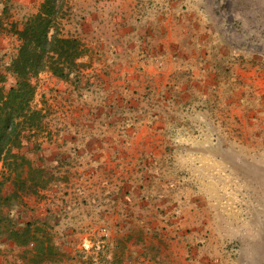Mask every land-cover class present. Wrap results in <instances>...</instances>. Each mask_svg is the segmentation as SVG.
<instances>
[{
  "label": "rangeland",
  "instance_id": "374dc122",
  "mask_svg": "<svg viewBox=\"0 0 264 264\" xmlns=\"http://www.w3.org/2000/svg\"><path fill=\"white\" fill-rule=\"evenodd\" d=\"M44 1L0 0V36L10 44L0 55L5 93L17 80L11 64L18 31ZM60 16L62 33L84 44L83 56L67 78L49 69L32 77L43 127L24 132L14 148L19 157L0 159V264H79L120 251L140 264H264V0H66ZM138 16L151 39L183 36V55L191 57L152 91L137 85L138 72L118 67L131 61ZM81 91L104 110L102 129L121 119L161 126L158 110L169 114L168 125L145 133L131 154L122 142L136 134H123L120 125L116 156L94 167L82 163L67 144L75 120L68 111L79 104L70 95ZM111 92L126 94L114 117L107 112ZM84 165V172L97 169L86 190L100 187L110 207L99 219L113 224L97 231L59 222L68 213L57 194L68 192L70 176ZM84 235L101 244L87 248ZM112 237L116 247L108 244Z\"/></svg>",
  "mask_w": 264,
  "mask_h": 264
},
{
  "label": "crops",
  "instance_id": "0c3cea01",
  "mask_svg": "<svg viewBox=\"0 0 264 264\" xmlns=\"http://www.w3.org/2000/svg\"><path fill=\"white\" fill-rule=\"evenodd\" d=\"M131 16L132 15L128 14V12H121L120 14H118V17L122 21L126 22L130 21L128 19H131ZM136 22H140V24H138V26H140V29H138V31L135 33H132L131 30L130 33V37L133 39V46H131L129 51L132 55L131 61H126V63L124 64L121 62L120 64H118V67H120L121 69H129L130 72H138L136 79L140 78L141 82L137 85L141 88L148 87L149 91L156 90L157 87L163 88L168 83L170 74L178 68H183V63L185 62V60H189L191 58L190 55H186V57H184L183 55L185 52V46L183 45L185 39L181 35L180 38L178 37V35H176L174 38L162 37L163 34L161 35V33L159 35H153L154 39H151V33H148L150 32L149 28L148 26H145L146 20L138 16L136 17ZM0 41L1 55L2 53H6L8 51V47L10 46V44L8 43L7 39L1 36ZM134 41L136 43H134ZM150 41L153 42L149 43ZM85 57L87 58L88 56L86 55ZM7 65H9V63H7ZM192 69L195 73L196 68L192 66ZM3 71L4 70H2V72ZM124 75L125 74H123V77H125ZM126 79H128V81H132L133 83H135L136 80H132L133 77L129 74L126 76ZM1 84L2 83H0V85ZM135 85L136 84H133L132 86L134 87ZM182 86L183 92H187V85L184 83ZM88 93L89 92L81 91L80 94L76 93L75 96L70 95L71 100H78L79 104L78 107L70 106V111H68L69 117L75 119L68 124V149L70 150L71 155L75 156L76 154V156L81 157L82 163L83 159H87V161L90 162V165L94 167L95 165L100 163L102 159H106L109 162L112 157H115L116 153H118L119 149L121 148V145L119 143L120 141H116L118 134H122L120 125H124V127H126L123 134L126 135L128 132L130 134H132V132L136 134L133 138L134 141L128 143L122 142V145L124 144V148L128 149V152L130 154L134 149V146L136 144H140V142L143 140V136L145 133L148 134L150 131H152V133L162 132L164 130V127H167L168 125L167 117L169 114L167 112L158 110L154 112V117L160 119L161 126H158L157 124L149 126L142 121L140 123H137L136 126L133 127L131 125H128V122L126 120L122 121L121 119V122H118L119 125L110 124L112 127H109L108 130L106 127L102 129L100 127V120L98 119H103L105 112L101 108L95 107L96 104H94V99L90 97V94ZM111 93L112 94L110 95L108 93L106 94V97H108L112 105L108 106L107 112H109L108 115L114 117L117 112H120L118 108L119 103L117 102L122 101V97H125L126 94L123 93L125 94L124 96L122 95V93ZM94 97L98 99L101 97V95L97 94ZM89 100L93 101L94 103L90 104ZM96 103H99V100H96ZM90 115H92V118H95L93 122H91V120H87ZM149 142L150 141H146V145L149 144ZM127 144L130 147H128ZM156 145L157 144H155V147ZM118 157H120V154L118 155ZM84 169H86L85 165L80 168V173L74 172V178L73 176H70L71 179L69 180L68 192H66V194L62 192H59L57 194V201L66 203L63 207L68 213V220L65 219L64 216L62 217L60 213H56H58L62 218L61 220L59 219V222L61 224L67 222L69 228L72 227L74 229L78 227H84L85 229L97 231L103 229L106 224H108L109 226L113 224L111 222L105 223L103 219H99L100 217H102L100 214H104L105 210L110 207L109 205H104L101 202L103 193L99 191L100 187H98V190L94 192L86 190L85 188V185L89 181H92L91 176L96 172L97 169H92L88 172H84ZM96 181H99V178ZM77 182H80L79 184L82 185L81 189H78ZM55 187H57V185H55ZM202 195V193H194L193 197L201 198ZM191 201L193 202V208L196 207L198 201L195 198H192ZM92 202L94 204H92ZM43 214L46 215L47 211L43 212ZM121 227L122 226H119L118 229H121ZM96 239L97 238L93 239L88 237L87 235H84L82 237V243H84L87 248L91 247L94 244H101V240L98 239L96 241ZM70 242L71 239L68 243ZM108 244L112 247H116L119 243L115 238L112 237L108 239ZM94 259L96 260L92 262L82 260L79 264H140L138 263L137 257L135 258L134 256H130L129 254L123 255L121 251L116 254L109 253L107 255V260L103 259L102 255ZM74 262H76V260Z\"/></svg>",
  "mask_w": 264,
  "mask_h": 264
},
{
  "label": "trees",
  "instance_id": "16d2710c",
  "mask_svg": "<svg viewBox=\"0 0 264 264\" xmlns=\"http://www.w3.org/2000/svg\"><path fill=\"white\" fill-rule=\"evenodd\" d=\"M65 1L45 0L18 31L21 44L11 64L16 84L7 93L0 90V159L19 157L14 148L23 144L24 132L43 127V110L33 105L36 86L32 77L49 69L67 78L83 56L82 41L62 33L60 13Z\"/></svg>",
  "mask_w": 264,
  "mask_h": 264
}]
</instances>
